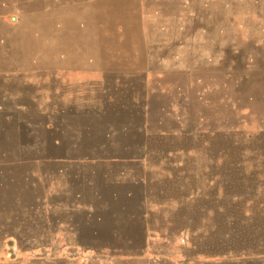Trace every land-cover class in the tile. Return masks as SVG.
<instances>
[{
	"label": "rangeland",
	"instance_id": "rangeland-1",
	"mask_svg": "<svg viewBox=\"0 0 264 264\" xmlns=\"http://www.w3.org/2000/svg\"><path fill=\"white\" fill-rule=\"evenodd\" d=\"M15 260L264 264V0H0Z\"/></svg>",
	"mask_w": 264,
	"mask_h": 264
},
{
	"label": "crops",
	"instance_id": "crops-1",
	"mask_svg": "<svg viewBox=\"0 0 264 264\" xmlns=\"http://www.w3.org/2000/svg\"><path fill=\"white\" fill-rule=\"evenodd\" d=\"M10 29H11V28L8 27V31H9V32H10ZM101 204H102V203L95 204V205H92V204H91V205H92L93 209H97V207H101ZM89 205H90V204H89ZM86 207L88 208V204H86ZM92 207H90V208H88V209L91 210Z\"/></svg>",
	"mask_w": 264,
	"mask_h": 264
},
{
	"label": "water",
	"instance_id": "water-1",
	"mask_svg": "<svg viewBox=\"0 0 264 264\" xmlns=\"http://www.w3.org/2000/svg\"><path fill=\"white\" fill-rule=\"evenodd\" d=\"M19 26H21V24H19L18 26H16V27H13V28H11V29H16V28H18ZM18 260V259H17ZM17 260H15L14 262H12V263H9V264H14Z\"/></svg>",
	"mask_w": 264,
	"mask_h": 264
},
{
	"label": "bare ground",
	"instance_id": "bare-ground-1",
	"mask_svg": "<svg viewBox=\"0 0 264 264\" xmlns=\"http://www.w3.org/2000/svg\"><path fill=\"white\" fill-rule=\"evenodd\" d=\"M236 14V13H235Z\"/></svg>",
	"mask_w": 264,
	"mask_h": 264
}]
</instances>
